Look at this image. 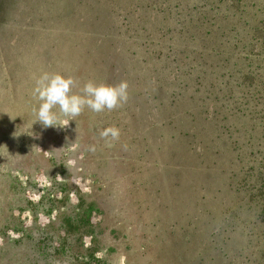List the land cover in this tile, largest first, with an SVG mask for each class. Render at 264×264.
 Returning <instances> with one entry per match:
<instances>
[{"label": "rangeland", "instance_id": "374dc122", "mask_svg": "<svg viewBox=\"0 0 264 264\" xmlns=\"http://www.w3.org/2000/svg\"><path fill=\"white\" fill-rule=\"evenodd\" d=\"M208 1L216 34L200 41L197 82L178 92L180 84L162 85L169 68L142 63L139 39L112 35L118 52L91 49L100 34L85 0H0V264H264V225L249 223L258 204L246 209L248 195L234 189L253 160L245 101L264 104V0ZM43 72L73 76L74 93L89 80L126 81L141 99L128 95L111 112L86 107L66 127L44 129L33 123L32 95ZM219 87L237 107L228 137L205 115ZM167 110L183 128L191 120L186 142ZM108 126L121 130L111 147L99 137Z\"/></svg>", "mask_w": 264, "mask_h": 264}, {"label": "trees", "instance_id": "16d2710c", "mask_svg": "<svg viewBox=\"0 0 264 264\" xmlns=\"http://www.w3.org/2000/svg\"><path fill=\"white\" fill-rule=\"evenodd\" d=\"M77 3L80 0H74ZM88 10L91 15L88 18L91 33L100 34V37L95 38L94 44H91V49H98L100 45L108 44L112 49V54L118 52L115 50V42L112 35H121L124 39L130 40L139 39L144 54L142 63L147 64L153 68L159 65L160 68H169V81L165 79L162 85L167 82L170 84H180L182 87L178 89L183 90L186 85L197 82L198 77L193 75L191 71L192 66L196 65L201 58L202 46H199L200 41L204 38L211 40L215 37L216 30L213 27V17L216 15L212 2L208 0H85ZM105 9V14L97 12V9ZM107 11L111 15H107ZM117 11V12H116ZM116 12V14H115ZM118 17L114 23L110 22V17ZM206 25V29L202 30L201 25ZM257 33V32H256ZM111 34L107 39L105 35ZM221 34V33H220ZM125 48L124 50H126ZM215 50V47L209 48V54ZM107 54L104 53V56ZM109 56V55H108ZM107 56V57H108ZM123 57V55H122ZM154 64V65H151ZM157 64V65H156ZM113 66V64L111 65ZM113 68V67H112ZM108 70V68H107ZM118 71L116 70V73ZM125 73V72H122ZM120 73H117L119 75ZM190 76L188 80L185 76ZM218 77H216L217 79ZM116 80V79H115ZM150 80L154 81L153 75ZM171 81V82H170ZM117 82V81H116ZM118 84V82H117ZM173 83H171L172 85ZM173 86V85H172ZM212 86V85H211ZM212 88V87H211ZM197 89V88H196ZM177 89H170L168 94L164 96V103L169 102L167 107L173 105L172 96ZM212 90V89H211ZM160 91V89L158 90ZM161 92H164L163 90ZM213 92V101L210 102V96L205 98V115L209 120H213L214 127L220 134H227L228 137L231 132L236 134L237 128L229 126L226 122L232 116L234 109H229L226 104L228 95L219 87ZM160 94V92H158ZM252 94L257 95V92ZM128 95L137 99H141V93L128 91ZM212 95V94H211ZM146 99L152 100L159 98L156 93L146 94ZM251 105L245 101V111L249 110L245 115L246 136L250 140L249 150L247 155L251 156L250 167L243 170V173L238 176L239 181H235L234 189L241 191V187L248 195V206L246 209H251L253 203L258 204L256 215L249 220V223L256 225H264V104L260 107L253 106L259 104V98L253 99L250 94ZM220 101V103H218ZM255 101V102H252ZM163 103V105H165ZM242 104V103H241ZM166 107V106H165ZM166 107V109H167ZM256 109V110H255ZM251 111V112H250ZM250 113V114H249ZM167 123L173 124L174 129L179 128L183 134V140H189L190 136L194 135L196 131L193 126L187 127L191 122L187 120L185 127L181 124L174 123V115L168 114ZM236 145L234 158L238 161L243 156V150L239 145L236 136L232 137L230 142ZM234 151L233 149L230 152ZM237 180V179H236ZM255 204V205H256ZM195 205V202H194ZM197 206V205H196ZM249 226L245 225V228ZM258 230L254 233L256 240L262 239ZM258 234V235H257ZM255 240V241H256ZM256 241V242H257ZM263 250V251H261ZM260 254L264 255V249L261 248ZM264 260V259H262Z\"/></svg>", "mask_w": 264, "mask_h": 264}, {"label": "clouds", "instance_id": "9594fccd", "mask_svg": "<svg viewBox=\"0 0 264 264\" xmlns=\"http://www.w3.org/2000/svg\"><path fill=\"white\" fill-rule=\"evenodd\" d=\"M78 81L71 75L43 72L35 81L32 95L39 101L38 108L33 109L36 119L44 128H64L71 120L81 115L87 107L95 113L105 110L111 112L128 101V83L121 81L115 85L87 81L79 93L73 89ZM58 106L59 115L53 111ZM66 119H60V117ZM32 123V124H33ZM121 130L116 126H108L99 132L108 147L119 141ZM94 150V149H92Z\"/></svg>", "mask_w": 264, "mask_h": 264}]
</instances>
